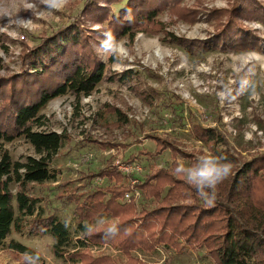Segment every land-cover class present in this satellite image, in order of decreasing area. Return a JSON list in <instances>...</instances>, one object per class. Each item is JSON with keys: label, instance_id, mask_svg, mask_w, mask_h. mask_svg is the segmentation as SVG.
Returning a JSON list of instances; mask_svg holds the SVG:
<instances>
[{"label": "trees", "instance_id": "16d2710c", "mask_svg": "<svg viewBox=\"0 0 264 264\" xmlns=\"http://www.w3.org/2000/svg\"><path fill=\"white\" fill-rule=\"evenodd\" d=\"M184 1L90 0L81 18L21 53L19 73L0 78V249L7 245L22 256L39 253L15 240L7 244L13 230L20 233L24 220L32 219L30 234L53 236L54 256L71 264H115L112 255L92 258L83 253L104 245L125 255L124 264H142L136 253L146 255L160 248L177 254L189 249L205 252L215 264H264V154L246 163L241 161L223 150L228 142L215 128H194L196 139L211 155L225 157L232 164L231 173L217 185L211 203L176 171L182 164L180 159L187 168L196 162L195 157L153 136L148 138L155 140V152L146 155L154 159L170 151L172 163L152 170L136 184L112 165L92 176L108 180L109 185L82 197L74 211V232L57 215H45L39 198L29 189L33 184L58 181L52 161L67 137L43 130L46 123L42 111L58 97H89L97 89L105 73L96 50L98 38L106 33L134 41L137 30H133L147 27L162 32L165 25L159 17L164 12L185 20L197 14V10L183 8ZM115 6H119L116 11ZM210 16L217 22V33L203 43L205 46L195 42L199 48L181 44L187 52L202 47L206 49L203 51L229 52L260 46L253 30L244 28L242 21L264 25V0H237L231 9L215 10ZM89 24L101 28L89 32L93 27ZM110 113L116 117L117 127L130 124L123 111L112 107ZM20 137L32 145L36 156L15 163L5 146ZM135 160L131 157L127 163ZM13 183L18 186L16 194ZM135 192L140 193V200ZM127 195L130 200H126ZM100 220L118 222L119 234L103 239L108 223L100 224ZM87 224L95 226L92 235L86 234ZM39 255V264H44Z\"/></svg>", "mask_w": 264, "mask_h": 264}, {"label": "rangeland", "instance_id": "374dc122", "mask_svg": "<svg viewBox=\"0 0 264 264\" xmlns=\"http://www.w3.org/2000/svg\"><path fill=\"white\" fill-rule=\"evenodd\" d=\"M90 0H67L60 10L44 11L39 0H0V78L17 74L21 69V53L36 47L44 36L70 26L81 18ZM237 0H185L181 6L197 10L187 20L164 12L159 20L165 28L152 32L149 27L137 30L136 39L113 37L106 33L98 38L96 50L105 65L104 79L89 97L68 94L52 100L42 111L43 130L64 134V147L52 161L57 182L31 185V194L40 200L45 215H57L74 232V211L82 197L98 187H106V179L92 178L117 159L124 163L131 157L141 168L136 178H144L154 169L168 167L172 154L150 158L156 149L153 136L174 144L197 160L209 150L194 135V128H215L228 145L226 149L245 163L264 154V25L242 21L253 30L259 47L223 52L197 49L187 52L184 46L203 45L217 33V22L210 14L231 9ZM36 5L43 12L37 18L25 4ZM115 11L119 6H115ZM31 18L30 27L9 24V20ZM89 32L101 28L92 25ZM90 34V33H89ZM25 37L23 40L22 38ZM199 42L200 44H194ZM205 46V45H203ZM199 48V47H196ZM127 72H131L126 74ZM127 114L130 124L117 127L110 108ZM13 162L24 163L35 157L32 145L23 137L6 144ZM185 164L183 159L179 160ZM18 186L12 184L13 194ZM16 202L14 201V205ZM151 204L149 207H152ZM16 208V207H15ZM110 222H115L110 220ZM32 219L24 220L20 233L13 230L8 238L39 252L44 264H71L52 252L53 236L30 234ZM87 256H102L84 251ZM115 264H124L125 255L110 253ZM142 264H215L205 252L187 250L183 254L160 248L155 253H136ZM0 264H26L7 245L0 249Z\"/></svg>", "mask_w": 264, "mask_h": 264}, {"label": "clouds", "instance_id": "9594fccd", "mask_svg": "<svg viewBox=\"0 0 264 264\" xmlns=\"http://www.w3.org/2000/svg\"><path fill=\"white\" fill-rule=\"evenodd\" d=\"M39 3L44 6V11L51 13L53 10H60L67 3V0H39ZM25 9L32 10L33 15L37 18H43V12L36 5L26 3ZM13 23L17 24L18 27L28 28L32 25L33 21L31 18L25 19L20 17L18 20H9V24ZM231 169L232 164L225 157L204 154L198 157L192 166L185 168L181 164L177 167L176 171L183 174L186 182L193 186L197 193L205 198L208 203H211L215 199L217 185L229 176ZM98 223H108L103 232V239L107 240L119 234L120 228L118 222L100 220ZM67 226L66 222L65 227ZM85 230L86 234L92 235L95 231V226L87 224L85 225ZM24 256L26 264H39L41 259L39 253L26 252Z\"/></svg>", "mask_w": 264, "mask_h": 264}, {"label": "built area", "instance_id": "2783aa9c", "mask_svg": "<svg viewBox=\"0 0 264 264\" xmlns=\"http://www.w3.org/2000/svg\"><path fill=\"white\" fill-rule=\"evenodd\" d=\"M22 39L24 40L25 37H23ZM112 166L116 168L119 172H121L123 175L128 177L130 179L131 184H136L138 182L139 178L134 177L135 174H138L141 172V168H139L138 166L131 164V163H124L119 159L115 160ZM135 197L137 200H140L141 199L140 193L135 192ZM130 199H131V196L127 195L126 200H130ZM89 251L96 252V254H101L102 256L110 255V253L116 252V250H114L108 245H104L101 247H93V248H90Z\"/></svg>", "mask_w": 264, "mask_h": 264}]
</instances>
